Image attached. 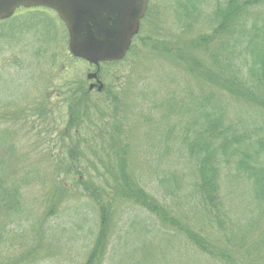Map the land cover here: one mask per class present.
I'll return each instance as SVG.
<instances>
[{
	"label": "trees",
	"instance_id": "obj_1",
	"mask_svg": "<svg viewBox=\"0 0 264 264\" xmlns=\"http://www.w3.org/2000/svg\"><path fill=\"white\" fill-rule=\"evenodd\" d=\"M172 3L171 12L179 18L176 29H181L178 38L164 39L153 32L141 34L156 15V8L150 2L141 31L134 39L136 43L132 44L128 54L136 55L139 52L147 59H165L150 71L155 72L158 79V86L151 96L161 99L155 103L159 116L154 118L147 115L144 122L155 124L162 134V139L158 136V143H152L159 150V156L154 161L157 166L164 160L163 151L169 152L174 141L179 142L177 146L181 158L177 159L176 164L183 166L181 175L185 174L189 182L183 181L175 172H171L166 181L170 180L177 191H180L182 184L188 186V203H193L191 207L200 216L197 222L182 216L183 212L169 203V195L175 196L171 189H167L169 193L162 196L151 193L145 183L148 175L133 173L129 169L127 156L131 152L130 144L114 139V153L110 161L115 164L98 172L107 173L102 180L104 183L94 191L101 203L99 229L84 264H103L105 261L114 209L112 203L125 200L139 205L154 215L161 225L171 229V234L177 236V247L184 246L190 253L196 254L198 264H205L204 258L208 264H264V0H172ZM12 18L0 21V26H6L0 28V41L14 40L17 43L23 29L29 30V25H35L38 19L25 18L27 21L20 25ZM119 62L103 63L113 65ZM169 65H172L171 69L166 70ZM177 73H186L196 80V87L188 92L185 87L181 88ZM65 87L70 90L75 87L65 103L67 126L77 127L78 136L81 124L93 129L95 125L100 126V120L104 132L115 134L109 131L112 127L121 134L125 117L122 109L126 111L129 108L126 103L130 95L128 89L113 90L109 85H104L101 91L95 88L103 95L106 93L102 108L90 101L94 89L75 81L66 82ZM181 93L184 95L181 96ZM15 98L8 103L10 107L7 110L4 106L0 108V247H3L0 255L4 254L5 249L13 248L10 239L11 233L15 232L13 225H17L25 213V184L33 179H43L45 182L48 177L37 172L39 167L34 162L24 166L27 172L22 174L21 168L18 171V166L11 164V159H20L22 157L18 156L23 153L19 151L16 131L19 129L14 127L22 122H34V117L39 120L38 127L45 125L43 115L49 116L54 110L48 108V98L45 97L43 101L46 102L37 106V110H29L30 105L28 110L17 114V109L12 106L19 107L20 100ZM91 111L96 114L91 115ZM109 123L110 127L107 128ZM180 125L183 126L181 135L177 133ZM38 127L32 126L31 131ZM150 138L147 136V139ZM87 149L86 139L76 147L66 149L69 164L63 163L67 171L74 169L77 152L86 155ZM155 170L164 172L159 168ZM154 172L152 175L155 179L161 181ZM83 173L79 172L82 177L78 180L87 189L88 186L82 182ZM229 180L233 187L237 182H245L249 186L248 198L257 203V210L251 212L254 215L243 226L238 222L243 217L234 220L227 212L230 210L226 203L231 197L224 184ZM56 189L58 195L51 201L54 204L46 215L47 219L55 216L58 210L56 206L63 202L67 194L62 184ZM162 190L165 192L166 186ZM156 191L163 194L159 189ZM205 217L208 219L205 220ZM43 236L44 232L41 231L36 245L13 264L38 259ZM134 258L131 264L147 262V258ZM155 260L158 261L152 256L151 261Z\"/></svg>",
	"mask_w": 264,
	"mask_h": 264
},
{
	"label": "rangeland",
	"instance_id": "obj_2",
	"mask_svg": "<svg viewBox=\"0 0 264 264\" xmlns=\"http://www.w3.org/2000/svg\"><path fill=\"white\" fill-rule=\"evenodd\" d=\"M151 3L156 8V15L142 29L141 34L153 32L164 39L176 40L181 29H176L179 18L176 13L171 12L172 0H151ZM35 17H38L35 25H29V30L23 29L17 43L14 40L0 41V108L4 106L7 110L10 107L8 103L16 97L15 99L20 100L19 107H12L17 109V114H20L21 111L28 110L30 105L29 110L36 109L46 102L43 101L45 97L48 98V108L54 112L49 116L43 115L42 120L45 125L38 127L39 120L34 117L35 123L22 122L20 126L14 127L19 129L16 130L19 136L17 139L19 151L23 153L17 155L18 158H22L11 159V164L17 165L18 171L21 168L22 174L27 172L23 167L30 166L31 162H34L36 167H39L37 172L41 176L48 177L45 182L42 181L43 179L39 181L33 179L25 184L26 203L23 210L25 213L18 224L13 225L15 232L10 235L13 248L3 251L4 254L0 255V264L10 262L13 264L19 257L26 255L28 249L35 246L40 239L41 231L44 232V240L38 248L39 258L16 264H84L99 229L101 203L94 191L104 183L102 180L107 173L98 172L105 171L106 167L115 164L110 161L114 153V139L118 140L117 142L125 141L130 144L131 152L127 156L129 169L133 173L142 172L149 176V179L146 176L145 180L148 190L162 196L171 189L175 196L169 195L171 199L169 203L182 211V216L197 222L200 213L198 215L191 207L193 203H188V186L182 184L180 191H177L174 185L170 184V180L166 181L170 173L175 172L183 181L189 182L185 174L181 175V172H184L183 166L176 164L177 159L181 158L177 146L179 142L174 141L169 152L162 150L164 160L162 159L157 166L154 161L159 156V150L152 143H158V136L162 139V134L156 129L155 124L153 126L151 122L148 124L144 122L147 115L154 118L159 116L155 103L160 102L161 99L158 96H151L158 86V79L155 77V72L150 71L158 63L161 65L165 59H147L138 52V55L127 54L125 60L113 65L101 63L100 77L104 85L111 86L113 90L128 89L130 92L126 99L129 108L126 111L122 109L125 116L122 121L124 128L121 134L116 133L109 123L107 128L110 127L109 131L115 133L111 135L110 132L103 131L100 120L98 122L100 126L95 125L93 129H89L87 124H81L78 136L77 127L67 126L68 114L65 103L66 97L72 94L75 87L70 90L65 84L75 81L89 88L87 74L90 70L93 71L94 67L70 53L68 30L55 11L45 7L20 8L12 19L13 22L22 25L27 21L24 20L25 18L30 20ZM1 27L6 28V26ZM133 43H136L135 40ZM171 67L172 65H169L166 70ZM177 77L178 84L181 88L185 87L187 92L197 85L196 80L186 73H177ZM183 95L181 93V96ZM105 100L106 93L103 95L96 90L92 91L90 101L103 108ZM90 114L95 115L96 112L91 111ZM233 115L235 116V113ZM117 116H120V112ZM34 125L38 128L31 131ZM44 127L47 128L41 132ZM182 132L183 126L180 125L177 133L181 135ZM147 136L151 138L147 139ZM85 139L88 153L84 155L77 152L74 169L71 172L67 171V166L65 168L63 163V161L68 162L69 159L66 149L76 147ZM157 168L164 172H157L155 170ZM79 172H84L82 182L88 186L87 189L78 180L82 177L79 176ZM153 172L161 178V181L155 179ZM60 184L67 190V194L63 202L56 206L58 210L55 216L47 219L46 215L54 204L51 201L58 195L56 188ZM164 186H166L165 192L162 190ZM224 188L231 197L226 203L227 209L230 210L227 212H230L234 220L243 217L244 219L238 221L240 226H243L246 220L254 215L251 212L257 210V203L248 198L249 186L245 182H237L233 187L229 180L224 184ZM158 189L163 194L160 195L156 191ZM231 189L232 191H229ZM112 205L114 209L110 224V241L103 264H131L134 257L137 260L147 258L144 264L199 263L196 254L190 253L184 246L177 247L179 245L175 239L177 236L171 234V229L161 225L154 215L130 200L114 201ZM207 219L205 217V220ZM152 256L158 261L152 262ZM204 260V263L208 264V260L205 258Z\"/></svg>",
	"mask_w": 264,
	"mask_h": 264
},
{
	"label": "water",
	"instance_id": "obj_3",
	"mask_svg": "<svg viewBox=\"0 0 264 264\" xmlns=\"http://www.w3.org/2000/svg\"><path fill=\"white\" fill-rule=\"evenodd\" d=\"M150 0H0V21L19 8L46 7L54 10L69 34V51L96 67L87 74L97 80L89 89L104 88L99 79L102 62L123 60L139 34Z\"/></svg>",
	"mask_w": 264,
	"mask_h": 264
},
{
	"label": "flooded vegetation",
	"instance_id": "obj_4",
	"mask_svg": "<svg viewBox=\"0 0 264 264\" xmlns=\"http://www.w3.org/2000/svg\"><path fill=\"white\" fill-rule=\"evenodd\" d=\"M32 9H34V8H32ZM93 66V65H92ZM94 67V70L93 71H95L96 70V68H95V66H93ZM92 70H90L89 72H91ZM99 79L101 80V77H100V66H99ZM89 81V86L92 84V83H94V82H97V80H88ZM102 81V80H101ZM97 86L98 85H96L95 86V88H97ZM95 88H94V90H95ZM93 91V90H92Z\"/></svg>",
	"mask_w": 264,
	"mask_h": 264
}]
</instances>
